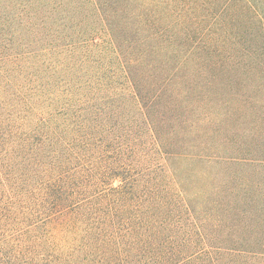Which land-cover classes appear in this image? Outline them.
Segmentation results:
<instances>
[{
	"label": "trees",
	"instance_id": "trees-1",
	"mask_svg": "<svg viewBox=\"0 0 264 264\" xmlns=\"http://www.w3.org/2000/svg\"><path fill=\"white\" fill-rule=\"evenodd\" d=\"M0 264H264V0H0Z\"/></svg>",
	"mask_w": 264,
	"mask_h": 264
},
{
	"label": "rangeland",
	"instance_id": "rangeland-1",
	"mask_svg": "<svg viewBox=\"0 0 264 264\" xmlns=\"http://www.w3.org/2000/svg\"><path fill=\"white\" fill-rule=\"evenodd\" d=\"M244 148H245V146H244ZM247 148L250 149L249 151H252V152L255 151L253 145H249ZM254 153H258V152H254Z\"/></svg>",
	"mask_w": 264,
	"mask_h": 264
}]
</instances>
